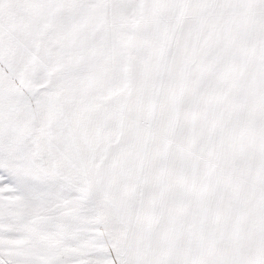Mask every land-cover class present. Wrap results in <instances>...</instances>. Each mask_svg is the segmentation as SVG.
Segmentation results:
<instances>
[{
  "label": "snow or ice",
  "instance_id": "1",
  "mask_svg": "<svg viewBox=\"0 0 264 264\" xmlns=\"http://www.w3.org/2000/svg\"><path fill=\"white\" fill-rule=\"evenodd\" d=\"M0 264H264V0H0Z\"/></svg>",
  "mask_w": 264,
  "mask_h": 264
}]
</instances>
